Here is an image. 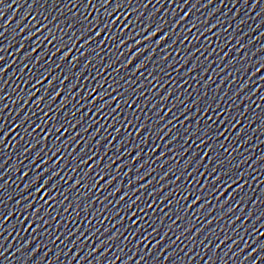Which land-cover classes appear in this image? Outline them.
<instances>
[{
    "label": "water",
    "instance_id": "water-1",
    "mask_svg": "<svg viewBox=\"0 0 264 264\" xmlns=\"http://www.w3.org/2000/svg\"><path fill=\"white\" fill-rule=\"evenodd\" d=\"M0 58V264H264V0H0Z\"/></svg>",
    "mask_w": 264,
    "mask_h": 264
},
{
    "label": "snow or ice",
    "instance_id": "snow-or-ice-1",
    "mask_svg": "<svg viewBox=\"0 0 264 264\" xmlns=\"http://www.w3.org/2000/svg\"><path fill=\"white\" fill-rule=\"evenodd\" d=\"M99 23V21H97V24ZM113 23H115L114 21H113ZM103 31V29H101L100 31H97L96 33H95V37L94 38H98L99 36H100V34H101V32ZM160 31V29H156L155 31H153L152 32V34L150 35V36H148L146 39H148V40H151L158 32ZM84 32L85 33H87L88 32V29L86 28V29H84ZM81 38H83V37H81ZM165 39H167V37H165ZM87 43H91V40H88L87 41ZM162 43H164V40H160V41H158V44H162ZM62 47H63V45H62ZM65 58H67V57H65ZM0 61H2V58H0ZM73 63H75V61H73ZM141 67H143V65H141ZM126 103H127V101H125ZM205 135H208V133L207 132H205ZM37 179H39V178H37ZM49 179H54V176L53 177H49ZM217 179H219V178H217ZM77 184L79 183V181H77L76 182ZM109 183H111V181H109ZM48 185V180H44V182L39 186V187H37L36 188V192H37V194H39L41 191H42V189L44 188V187H46ZM107 186V185H106ZM73 187H75V185H73ZM230 187V186H229ZM123 199V198H122ZM29 207H31V205H29ZM37 212H39V209H37L36 210ZM262 247H264V246H262Z\"/></svg>",
    "mask_w": 264,
    "mask_h": 264
}]
</instances>
